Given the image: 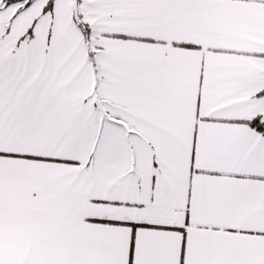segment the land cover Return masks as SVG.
I'll return each mask as SVG.
<instances>
[{
	"label": "snow or ice",
	"instance_id": "1",
	"mask_svg": "<svg viewBox=\"0 0 264 264\" xmlns=\"http://www.w3.org/2000/svg\"><path fill=\"white\" fill-rule=\"evenodd\" d=\"M0 264H264V0H0Z\"/></svg>",
	"mask_w": 264,
	"mask_h": 264
}]
</instances>
